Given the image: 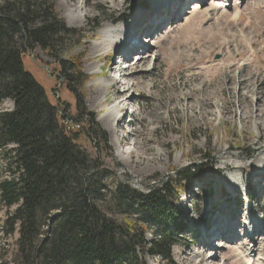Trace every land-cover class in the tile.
Returning <instances> with one entry per match:
<instances>
[{"label": "rangeland", "instance_id": "obj_1", "mask_svg": "<svg viewBox=\"0 0 264 264\" xmlns=\"http://www.w3.org/2000/svg\"><path fill=\"white\" fill-rule=\"evenodd\" d=\"M51 2L54 15L78 35L68 38L55 53L27 48L23 64L58 108L80 148L93 160L101 155L99 163L108 173L103 182L105 193L122 185L145 195L167 178L175 179L180 171L193 169L196 175L193 182L182 183L184 192L178 194L186 225L182 244L172 249L170 260L145 254L142 264H264V188L260 187L264 182V132L258 133L253 120L250 128L240 120L241 109L255 116L264 106V0H173L156 14V10L148 12L159 0ZM195 2L202 7L195 9ZM64 6L75 13L65 12ZM162 16L166 19L161 20ZM106 25L117 26L122 35L111 43L108 61L96 53L102 42L98 32ZM147 29L153 36L147 35ZM132 33L141 34L140 39L147 37L151 44L138 61L130 54L137 49L127 51ZM124 54L129 57L124 59ZM142 56L146 64L140 62ZM73 59L81 60L88 77L77 96L60 75V63ZM126 63L130 65L122 87L115 76ZM231 79L253 83L255 92H247L245 85L240 88ZM97 84L105 87L104 94L96 93ZM12 107L5 100L0 111ZM110 111H114L111 120L118 129L116 136L105 121ZM92 116L107 136L103 154L99 132L91 136ZM4 165L0 153L2 179L8 177ZM237 174L242 177L239 186L226 187L230 176ZM243 184L252 187L249 211L243 194H237L236 203L230 195L243 191ZM109 211L120 223L139 221L136 208ZM217 216L221 220L216 225ZM3 219L0 209V246L6 253L13 240L1 231ZM246 227L248 231L252 228L254 238L245 234ZM213 228L216 235L204 253L202 232L208 239ZM144 234L148 241L153 239L150 230Z\"/></svg>", "mask_w": 264, "mask_h": 264}, {"label": "trees", "instance_id": "obj_2", "mask_svg": "<svg viewBox=\"0 0 264 264\" xmlns=\"http://www.w3.org/2000/svg\"><path fill=\"white\" fill-rule=\"evenodd\" d=\"M51 3L0 0V104L13 106L0 111V153L8 174L0 178L1 231L13 240L6 253L0 246V264H142L145 254L170 260L186 228L178 194L196 175L180 171L145 195L122 185L105 193L101 155L93 160L80 148L23 64L27 48L55 53L78 35L54 15ZM60 70L77 96L88 81L81 60L61 62ZM89 124L105 153L107 136L93 116ZM127 207L136 208L140 222L120 223L109 211Z\"/></svg>", "mask_w": 264, "mask_h": 264}, {"label": "bare ground", "instance_id": "obj_3", "mask_svg": "<svg viewBox=\"0 0 264 264\" xmlns=\"http://www.w3.org/2000/svg\"><path fill=\"white\" fill-rule=\"evenodd\" d=\"M173 0H159V4H155V7L154 8H152L148 13H150V12H152V11H154V10H156V12H155V14L157 13V11L161 8V7H163L165 4H168V3H170V2H172ZM181 1H185V2H187L188 0H181ZM204 2V1H203ZM194 8L195 9H200L201 7H202V5H199L198 3H194ZM221 5V4H220ZM222 6H225V4L223 5L222 4ZM219 7V6H218ZM64 10H65V12H68V13H70V14H74L75 13V11L74 10H69L68 8H66L65 6H64ZM147 14V13H146ZM146 16V15H145ZM221 16H222V14H221ZM121 17V16H120ZM124 19L126 18L125 16H122ZM73 19V18H72ZM166 19V16H162V19L161 20H165ZM161 20H159V21H161ZM181 20V19H180ZM184 19L182 18V20H181V22H184L183 21ZM166 21H169V20H166ZM165 21H163V23H164ZM181 24V23H180ZM69 25V24H68ZM145 32L146 33H150L151 32V30L150 29H147V30H145ZM98 35L101 37V39H102V42L97 46V48H96V53L97 54H100L102 57H103V59L104 60H109V59H107L108 58V51H109V49H111V47H112V45H111V43L112 42H115V41H119L120 39H121V30H120V28H118L117 26L115 27V26H110V25H106L103 29H100L99 30V32H98ZM135 37H137V35L135 34V33H132V41L133 40H135ZM160 37H162V36H160ZM133 45H130V47L128 48V52L130 51V50H133ZM228 57H229V55H228ZM136 61H138V59L136 60ZM146 58H145V56H142V57H140V62H142V63H144V64H146ZM114 66H116V64L113 62V67ZM224 68V64L222 65V66H220L219 67V69H223ZM208 70V69H207ZM124 73H125V71H124ZM208 72H204L203 73V75H206ZM122 79L124 80V74H123V77H122ZM115 80H116V77H115ZM118 80V79H117ZM119 81V80H118ZM232 81H238V84L240 85L239 87L241 88L242 87V85H245V87H246V89H247V92H255V87H254V85H253V83H248L247 82V80H234V79H231L229 82H232ZM120 82V81H119ZM126 84V83H125ZM125 84H123V86H126ZM97 89H96V93H98L99 95H102V94H104L105 93V87L104 86H102L101 84H97ZM202 87H204L205 88V86H202ZM258 88V87H257ZM128 91V90H127ZM257 91H258V89H257ZM118 111V110H117ZM108 112V111H107ZM118 113V112H117ZM112 114H114V111H110L109 113H108V115L106 116V118H105V121H106V124H107V126H108V128L111 130V132L113 133V135L114 136H116L117 134H118V129L116 130L114 127H113V124H112V120H111V118H112ZM264 114V106H263V109L260 111V113L259 114H256L255 116H251L250 114H249V111L248 110H246V109H241V114H240V120L242 121L241 122V124H243V126L245 127V128H250V124H251V120H253L254 121V126H255V129L258 131V133L260 132V134H262L263 132H264V125H263V122H262V115ZM250 116V117H249ZM260 117V118H259ZM110 118V119H109ZM109 119V120H108ZM263 127V130L262 131H260V129ZM135 161V160H134ZM258 162V161H257ZM264 162V161H263ZM263 169H264V165H263ZM231 178H229V180H228V182L226 183L225 182V185H226V187H228V188H230V189H232V188H237L238 186H239V183H240V180L242 179V177H241V174L240 175H236V177H235V175H234V177L233 176H230ZM260 177V176H259ZM242 183V182H241ZM250 184H251V182H250ZM243 187V186H242ZM247 189H251L252 187L251 186H249V187H246ZM256 189L254 190V195L255 196H257L258 195V193H256ZM223 210V209H222ZM244 217H246V216H244ZM245 219V218H244ZM223 220V219H222ZM239 221H240V218H239ZM242 221H244V220H242ZM245 222V221H244ZM244 226H245V224H244ZM250 227H252V226H249V228ZM253 228V227H252ZM211 230V229H210ZM247 230H249L247 227H246V230H245V234L250 238V231H247ZM216 229H214L213 228V230L212 231H210V233H209V236H208V239H210V238H212L213 236H215L216 235ZM252 236V235H251ZM246 237V236H245ZM253 238H254V235H253ZM252 252H257V250H253ZM204 253H205V251H204ZM248 256H251V255H248Z\"/></svg>", "mask_w": 264, "mask_h": 264}, {"label": "water", "instance_id": "obj_4", "mask_svg": "<svg viewBox=\"0 0 264 264\" xmlns=\"http://www.w3.org/2000/svg\"><path fill=\"white\" fill-rule=\"evenodd\" d=\"M51 223V222H50Z\"/></svg>", "mask_w": 264, "mask_h": 264}]
</instances>
